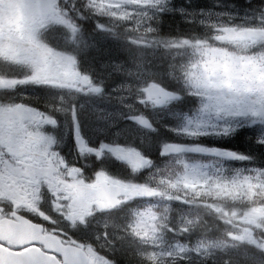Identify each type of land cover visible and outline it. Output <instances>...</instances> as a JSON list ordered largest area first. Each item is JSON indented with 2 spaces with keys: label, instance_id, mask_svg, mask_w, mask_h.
Returning a JSON list of instances; mask_svg holds the SVG:
<instances>
[{
  "label": "rangeland",
  "instance_id": "374dc122",
  "mask_svg": "<svg viewBox=\"0 0 264 264\" xmlns=\"http://www.w3.org/2000/svg\"><path fill=\"white\" fill-rule=\"evenodd\" d=\"M137 2L144 9L145 15L151 16L150 20L142 21L145 24H150L156 17L157 10L168 5V0H137ZM32 3L35 4L36 0H32ZM40 4L45 7V11H31L26 17L24 16L25 20L18 33L23 40L31 41L33 30L42 20L54 19L49 0H42ZM149 5L152 7L149 8ZM153 11L155 15H152ZM177 11L186 19L195 20L199 26L212 32L214 36H220L221 38L217 39L219 45L204 46L198 43L196 47L190 49L182 45H174L168 58H163L158 64V60L151 55H141V52L129 49L127 43L116 37L115 40H109L107 39L109 37L91 36L87 43L92 46V51L83 59L84 63L94 69L96 74L107 76L114 70H124L123 66L118 69L117 65L121 58L132 51L136 54L138 63L147 62L154 70L166 71L169 82H176V77L180 80L187 78L211 108L205 112H200L196 108L191 113H180L173 109L159 112L158 114L168 115L167 117L170 118L166 129L168 132L174 134L170 127L173 123L179 122L183 125V128L173 135L176 138L179 137L178 134L193 135V133L217 130L226 122L241 116L252 121L255 130L260 132L264 140V29H262L264 14L250 17L239 14L228 15L226 12H190L184 8H178ZM227 16L232 19L226 20ZM48 29H51L52 33L56 31L55 35L60 40L63 38L64 44L71 45L75 39L69 36V29L59 22L52 23L43 31ZM110 30L112 31L113 28ZM115 30L114 28V32ZM33 46L38 48L36 58L38 65L35 66V70L38 71L35 73L41 85L54 83L57 91L64 86L68 91L86 92L83 86L87 85L88 81L73 67L74 61L71 56L61 57L58 52L46 45L43 35L41 42L39 44L33 42ZM53 51L57 55H53ZM23 59L20 58V62ZM27 59L32 60L30 56ZM32 62L35 64V60ZM77 80L79 84L76 83ZM148 95L154 101L152 105L154 108H169L167 101L171 97L169 92L165 93L157 87L155 91L149 89ZM158 114L156 115L159 116ZM215 116L219 117V122L214 120ZM142 126L151 130L148 123ZM150 137H139L135 142L143 143ZM44 142L51 144V140L45 139ZM131 144L128 148L124 146L123 141H118L115 144H98L96 148L117 149L116 159L132 170L138 171L144 167L143 161ZM165 147L167 151L164 150ZM112 154L110 152L111 156ZM198 155L212 157L215 160L200 163ZM160 156L161 159L170 158L169 163L160 171L153 172L150 181L147 180L148 186L126 185L122 192L139 197L147 195L162 197L167 190H171V195L176 196V192H178L177 196L182 195L179 199L184 202H188L192 195L199 196L200 193L205 192L220 200L230 201L249 199L255 192L264 194V172L243 167L236 158L227 153L192 148L190 144L171 143L162 146ZM178 187L179 191H177ZM253 212L252 221L264 217V208L254 209ZM158 222L159 214L156 206L150 203L130 216L129 225H132L138 233L134 236L139 242V257L146 264H166L165 260L169 257L179 260L186 258L181 252L183 245L162 242L158 233ZM132 228H129L131 235H133ZM131 235L128 234L130 237Z\"/></svg>",
  "mask_w": 264,
  "mask_h": 264
},
{
  "label": "clouds",
  "instance_id": "9594fccd",
  "mask_svg": "<svg viewBox=\"0 0 264 264\" xmlns=\"http://www.w3.org/2000/svg\"><path fill=\"white\" fill-rule=\"evenodd\" d=\"M49 3L53 9L54 19L42 20L33 30L31 41H9V49L4 53L3 59L7 61L13 54L24 58L22 62L16 64V67L23 73V79L39 83L35 73V64L32 62L37 58L38 48L33 46V42L39 44L42 40L43 29L52 23L59 22L62 26H66L69 29V36L75 39L69 48L59 55L61 57L71 56L74 61L73 67L80 76L87 79L88 83L83 86L86 92L68 91L61 86L57 91L59 101L53 99L52 104L49 105L52 109V115L49 116L50 121L69 126L77 139L84 138L89 142H99V144L123 141L125 147L132 142L131 146L140 155L144 165L137 175H142L147 182L153 172L160 171L163 166H167L170 159L153 157V152L159 147L155 138L159 136L160 123L153 117L159 112L171 111V106L167 109L154 108L152 107L154 101L148 95L149 89L155 91L157 87L165 93L168 92L166 71L154 70L147 62L138 63L136 54L129 51L128 55L121 58L117 65L118 69L123 66L124 70H114L107 76H101L86 65L82 58L87 57L92 51V46L87 43L91 39V34L85 27L88 21H92L94 25L92 32L109 29L104 33L105 35H112L116 38L126 37L130 47L135 48L141 40L148 41L150 37L156 36L158 29L142 22L150 20L151 16L145 15L144 9L140 7L137 0H49ZM151 7L152 5H149V8ZM152 15H155L154 11ZM111 28L117 31L111 32ZM220 38L218 35L215 37V39ZM165 46H169L168 42H165ZM53 55L57 53L53 51ZM29 56L32 60L27 59ZM144 59L146 61V56ZM175 80L177 86L173 91L177 102H182L186 96H191L194 107L198 111L210 110L211 105L205 102L199 90L193 88L187 78L180 80L176 77ZM76 83L79 84V80ZM145 123L150 124L151 130L142 126ZM170 127L176 132L181 130L183 125L176 122ZM148 136L153 139L135 143L139 137ZM164 150L167 151V148L165 147ZM119 195L125 199L128 196L127 193ZM117 207L118 205L114 204L107 210H100L99 215L102 217L105 213L116 211ZM230 211L231 215L224 214L221 217L222 222H226L223 244L212 240L204 244L183 245L181 252L187 257L183 264H209V260L212 264H241L237 257L239 249L244 250V264H264V217H259L254 221L248 220L247 206L239 211L235 209H230ZM95 216L94 210L92 216L83 220H74L68 216H63L61 221H56L51 217L49 219L53 224H64V229H52L54 234L61 235L65 229L69 232L88 230L89 222ZM99 223L97 221V224ZM161 227L164 226L161 225ZM129 228H132V225H129ZM132 234L138 235L134 228H132ZM240 236L244 239H239ZM83 246L97 254L98 264H105V262L106 264H120L119 260L108 259L103 255L108 252L114 256L117 251L116 241L109 235V229L106 226L96 227L91 239L83 242ZM176 264H182V262L177 260Z\"/></svg>",
  "mask_w": 264,
  "mask_h": 264
},
{
  "label": "flooded vegetation",
  "instance_id": "af4514ba",
  "mask_svg": "<svg viewBox=\"0 0 264 264\" xmlns=\"http://www.w3.org/2000/svg\"><path fill=\"white\" fill-rule=\"evenodd\" d=\"M41 1L36 0L38 7H43ZM33 9L32 0H0V40H23L18 34L20 26ZM4 53L0 49V221L30 225L40 231V236L85 252L89 256L87 264L91 260L98 264L97 254L87 250L83 242L91 239L96 227L113 224L114 230L120 231V224L112 218L117 215L120 203L128 217L136 197L127 193L124 201L102 199L101 189L114 185L100 171L113 170L114 183L122 194L126 185L145 182L142 175H137L143 168L132 170L116 159L117 150H111L113 156L109 158V151L104 155L101 149H88L84 138L65 134L61 123L49 119L52 115L49 105L54 99L50 94L52 87L48 99L42 100L44 92L38 84L21 79L23 73L16 64L22 57L13 54L6 61ZM35 64L38 65L36 59ZM41 108L44 110L40 111ZM45 139L51 140V144L44 142ZM114 204L118 205L116 211L99 215L104 206L111 208ZM94 210L96 216L89 222L88 230L65 229L61 235L53 233V228L59 230L65 226L53 224L49 217L56 221H61L63 216L83 220L92 216ZM30 242L33 240H4L0 241V247L11 252L45 251L41 242Z\"/></svg>",
  "mask_w": 264,
  "mask_h": 264
},
{
  "label": "trees",
  "instance_id": "16d2710c",
  "mask_svg": "<svg viewBox=\"0 0 264 264\" xmlns=\"http://www.w3.org/2000/svg\"><path fill=\"white\" fill-rule=\"evenodd\" d=\"M178 8H184L186 11H211L226 12L230 14H239L242 16L255 17L264 12V0H168V5L157 10L156 17L150 22L153 28L158 29L155 37H150L148 41L141 40L135 48L130 47L128 38L120 37L121 41L127 43L128 48L135 52H142L145 55H151L158 60V64L163 58H168L169 53L174 45H182L187 49L196 47V44L202 43L204 46H218L219 42L212 32L207 31L197 24L195 20L186 19L178 11ZM232 19L230 16L226 20ZM85 27L89 30L91 36L109 37V40H115L112 35H105L109 29L92 32L94 27L92 21H88ZM58 29V27H57ZM63 29H66L63 27ZM111 31V30H110ZM117 30H115L116 32ZM210 31H212L210 29ZM111 32H114V28ZM50 29L43 33L47 45L50 48L57 49L60 53L69 48L70 45L63 43L58 36H54V40L50 38ZM46 35V37H45ZM53 36V35H52ZM211 38V39H210ZM159 41V42H157ZM168 42L169 46H165ZM84 59V58H82ZM168 92L171 97L167 100L171 109L180 113H187L195 110L194 101L191 96H186L182 102H177L174 89L176 82H169ZM42 98V97H41ZM43 97L42 100H47ZM153 107V106H152ZM153 117L159 123V136L156 137L158 142V150L153 152V157L161 158V148L165 144H190L192 147L202 150H212L222 153H229L236 158L237 162L245 168L258 169L264 172V140L261 138L260 132L255 130V125L249 118H238L228 121L217 130H213L204 134H195L188 136L187 134H175L168 132L167 126L169 117L158 114ZM153 139V137H150ZM135 143H140L139 141ZM199 162L205 163L207 160H215L212 157L198 155ZM168 193H170L168 195ZM200 193L196 198L189 199L180 206L175 195H171L172 191L167 190L165 198H159L154 205L157 206L159 214L158 233L162 242L181 243L188 246L195 242L203 241L204 243L215 240L217 243L223 244V232L226 222H222L221 217L224 214L231 215L230 209L237 211L247 206V215L251 214L254 209L263 210L264 194L256 193L251 198L243 200H220L214 196ZM163 225L164 227H161ZM136 240H120L116 242L117 251L114 256L110 253L109 259L115 258L120 264H146L138 255L139 242ZM237 257L241 264H244V250L239 249ZM179 258H166V264H176ZM186 258L181 259L183 262ZM160 264V263H158ZM209 264L212 261L209 260Z\"/></svg>",
  "mask_w": 264,
  "mask_h": 264
},
{
  "label": "water",
  "instance_id": "95a60500",
  "mask_svg": "<svg viewBox=\"0 0 264 264\" xmlns=\"http://www.w3.org/2000/svg\"><path fill=\"white\" fill-rule=\"evenodd\" d=\"M9 41H2L0 47L7 50L9 49ZM218 120V118H215ZM10 232V229H7ZM0 233H5L0 227ZM28 231L23 232L21 235H26ZM54 253L62 256L66 262L64 264H80L86 261V256L71 247H55ZM0 264H59L54 258L44 255L38 251H26L22 253H11L0 248Z\"/></svg>",
  "mask_w": 264,
  "mask_h": 264
}]
</instances>
